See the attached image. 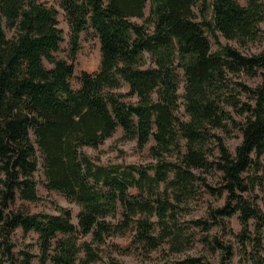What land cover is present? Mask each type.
I'll use <instances>...</instances> for the list:
<instances>
[{
  "label": "trees",
  "instance_id": "trees-1",
  "mask_svg": "<svg viewBox=\"0 0 264 264\" xmlns=\"http://www.w3.org/2000/svg\"><path fill=\"white\" fill-rule=\"evenodd\" d=\"M60 12L71 62L53 55L63 41ZM263 22L264 0H0V264L19 262L12 242L19 228L38 236V254L27 245L19 264H125L104 260L101 246L130 229L147 252L167 242L171 253H182L193 240L179 217L200 188L225 194V204L208 206L195 227H225L238 214L236 247L204 238L210 252L219 251V264H233L235 255L241 264H264L256 194L264 196V48L244 55L221 41L245 47L264 39ZM90 29L99 68L81 72L73 89L80 36ZM242 74L260 81H235ZM124 85L129 91L117 92ZM118 128L120 141L139 150L153 141L156 162L99 165L82 152ZM231 129L241 135L234 152L215 133ZM40 161L45 188L79 207L77 224L68 208L44 214L18 205L39 200ZM212 172L221 174L218 187L204 177ZM160 264L211 263L200 256Z\"/></svg>",
  "mask_w": 264,
  "mask_h": 264
},
{
  "label": "rangeland",
  "instance_id": "rangeland-1",
  "mask_svg": "<svg viewBox=\"0 0 264 264\" xmlns=\"http://www.w3.org/2000/svg\"><path fill=\"white\" fill-rule=\"evenodd\" d=\"M47 4H52V0H41ZM239 4L246 5L247 0H237ZM146 15H148V9H146ZM58 28L62 31L63 41L60 44V49L53 53L57 58L65 59L68 62L70 58L68 56L69 52V28L64 19L63 13L60 12L58 17ZM137 23H142V20L134 19ZM261 29L264 31V22L261 23ZM8 36H11V32L6 30ZM223 44H229L237 48L244 55L258 54L264 48V39L261 37L259 40L249 43L247 46L242 47L234 41H226L221 39ZM213 43V41H212ZM215 48V45H213ZM100 63V44L98 37L93 32L81 34L80 36V49L73 62L74 64V77L71 79V85L73 89L79 88L78 77L81 72L93 73L97 71ZM47 68L50 65L44 61ZM235 81H242L249 86H256L260 79L250 78L244 74L240 75ZM129 87L124 85L121 89L117 90L120 93H127ZM179 93L182 94L183 90L180 89ZM131 102H135V99H128ZM182 102V100H180ZM179 115L186 120L187 116L184 113L183 106L179 110ZM236 119H240L239 116L235 115ZM216 134L221 135L224 138L225 145L229 148L231 152H234L235 147L239 144L241 140V135L236 129L230 130V135H226L219 130L215 131ZM122 135L121 128H118L114 135L105 140L97 149L85 147L82 152L87 154L91 159L99 165H137V166H147L154 164L156 161L150 156L149 148L153 145L151 141L144 149L139 150L135 142H122L120 141ZM167 160H174V157H166ZM39 170L35 174L37 180V194L39 200L37 202H18V205L23 204L31 213H44V214H57L55 207L61 206L63 208H68L72 212V222L77 224V215L79 213V207L72 202H69L60 193L52 190H47L45 188V178L42 171L41 161L39 163ZM264 174V171L262 172ZM152 174V173H151ZM204 177L207 181L214 187L219 186V181L221 174L219 172H212L210 174H205ZM259 196L258 204L264 209V204L262 199L263 195L256 191ZM225 204V194L222 197L211 196L204 188H200L196 198L190 200L187 203L186 212H182L179 217V222L182 229L185 230L187 234L192 235V244L187 250L179 254L171 253L169 250V243L161 244L157 249L150 252L145 251L143 245L134 244V230L127 231L124 235H115L106 240V244L101 246V253L106 260V256L111 255L118 261L125 264H160L163 261H174L181 260L187 257H200L204 256L207 261L211 264H219V251L215 253L210 252L209 248L205 245L204 238L219 237L223 242H231L234 247H236L233 234L238 233L241 230V226L238 220V214L234 215L232 218L225 220V227L213 226L208 232L202 231L200 228L195 227L192 221L197 219L207 218L208 206L213 208L222 207ZM157 233V232H156ZM38 236L34 232L24 234L19 228L17 229L13 236L12 242L14 244V252L19 262L21 257L18 253L26 248L27 245H31L29 250H31L36 255L38 254L37 247ZM264 256V252H263ZM17 262V264H19ZM32 264H39L38 259H34ZM233 264H241L237 255L233 258Z\"/></svg>",
  "mask_w": 264,
  "mask_h": 264
}]
</instances>
